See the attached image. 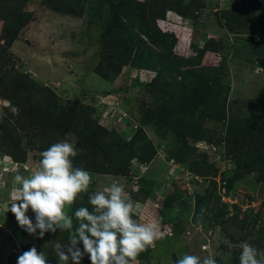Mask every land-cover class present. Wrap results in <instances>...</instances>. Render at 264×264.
Listing matches in <instances>:
<instances>
[{
  "label": "rangeland",
  "instance_id": "1",
  "mask_svg": "<svg viewBox=\"0 0 264 264\" xmlns=\"http://www.w3.org/2000/svg\"><path fill=\"white\" fill-rule=\"evenodd\" d=\"M111 1L2 0L25 23H0V264L32 246L57 264L54 245L78 227L40 239L10 211L15 177H30L41 152L61 141L75 144L90 192L123 184L134 218L163 234L136 264L209 253L239 264L245 241L264 254V159L251 149L255 167L231 179L240 153H229L227 135L231 121L264 115V56L258 62L253 51L264 0H158L163 9ZM9 75L29 88L11 94ZM204 85L207 97L191 106L190 89Z\"/></svg>",
  "mask_w": 264,
  "mask_h": 264
},
{
  "label": "clouds",
  "instance_id": "2",
  "mask_svg": "<svg viewBox=\"0 0 264 264\" xmlns=\"http://www.w3.org/2000/svg\"><path fill=\"white\" fill-rule=\"evenodd\" d=\"M40 155L37 171L30 177H15L20 188L12 197L10 211L18 226L40 239L49 232H71L73 217L66 206L75 205L83 194L88 195L91 206L75 209V233L69 235L66 243L54 245L57 264H82L85 257L90 264H136L138 257L162 238L155 223H140L134 218V203L123 184L113 182L103 190L89 191L92 176L74 166L78 155L74 143H53ZM30 211L34 219L28 214ZM241 249L239 264H264V254L248 242H242ZM16 264H48V259L32 246L17 257ZM176 264L217 261L211 253L203 258L185 254Z\"/></svg>",
  "mask_w": 264,
  "mask_h": 264
},
{
  "label": "trees",
  "instance_id": "3",
  "mask_svg": "<svg viewBox=\"0 0 264 264\" xmlns=\"http://www.w3.org/2000/svg\"><path fill=\"white\" fill-rule=\"evenodd\" d=\"M111 1V0H110ZM113 2V0L111 1ZM131 4V0L123 1L121 4ZM154 6L155 9H163L165 7V3L158 0H152L149 4V6ZM127 6V5H126ZM80 8L71 6L66 9L68 13L78 14L80 13ZM153 12V10H151ZM122 16V14H120ZM9 21H14L16 24L19 23V25H22L25 23V18L22 17V13H18L12 8H10V5L6 4V2H2L0 0V23L1 25H5V30L13 29L15 27L14 23H9ZM17 32L14 33L12 40L15 39ZM11 40V41H12ZM256 45H253V51L254 53H258V62L262 61V57L264 56V37H262L259 40L255 41ZM208 50V49H205ZM260 65V63H259ZM9 82L6 84L5 88L8 87L10 93H17L20 91L19 89L25 88L28 89L29 86L24 83L23 78L21 75H9ZM200 88H192L190 89V95L188 96L190 100V105L193 107H196L197 103L201 100H205L204 98L207 97V94L205 93L207 87L199 86ZM203 88V90H202ZM262 91V90H261ZM196 101V102H194ZM42 114V112H41ZM43 116L44 118L49 119L50 121H53L52 112H48L46 108L43 109ZM109 131V130H108ZM5 142H8L10 144H14L12 134L11 132L5 131L4 132ZM228 140H232L233 144L229 148V153L239 152L242 153L243 149L246 151L244 152L248 157H237L236 159V168L234 169L233 176L231 179H238L242 177L244 173H248L253 170L255 167V161L250 159L249 155L251 149L257 152V155L259 157L264 159V115H256V116H245L242 119L231 121L228 125ZM250 142V145H253L252 148L249 147V144L246 145L245 143ZM10 151H12L11 156L12 158H18L16 153L14 152V148H12ZM231 181V180H230ZM85 206L89 207L91 209V206L88 204V195L83 194V198L81 200H78L77 203L73 206L72 211V217H74V211L76 208ZM77 221L73 219V225L76 224ZM76 228V227H75ZM74 228V230H75ZM68 233V232H67ZM85 263V260H83L82 264Z\"/></svg>",
  "mask_w": 264,
  "mask_h": 264
}]
</instances>
